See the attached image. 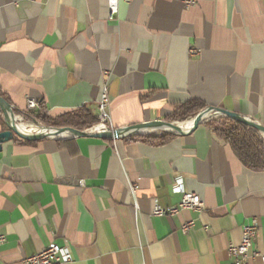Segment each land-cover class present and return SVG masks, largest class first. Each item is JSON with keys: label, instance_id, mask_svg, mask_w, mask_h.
Listing matches in <instances>:
<instances>
[{"label": "crops", "instance_id": "obj_1", "mask_svg": "<svg viewBox=\"0 0 264 264\" xmlns=\"http://www.w3.org/2000/svg\"><path fill=\"white\" fill-rule=\"evenodd\" d=\"M105 87L114 130L167 122L192 102L264 126V0H120L114 17L109 0H0V91L15 116L34 100L51 118L97 117ZM207 121L165 145L2 144L0 264L52 243L69 264H233L229 246L253 223L264 253V170L246 168ZM178 179L204 208L154 216L182 202Z\"/></svg>", "mask_w": 264, "mask_h": 264}, {"label": "trees", "instance_id": "obj_2", "mask_svg": "<svg viewBox=\"0 0 264 264\" xmlns=\"http://www.w3.org/2000/svg\"><path fill=\"white\" fill-rule=\"evenodd\" d=\"M0 97L10 104L8 98L1 91ZM206 108L204 104L198 102L188 103L177 109V111L167 119V122L187 121L190 118H194ZM15 114L17 115L16 112ZM21 115L53 129L70 128L87 131L98 124L97 117L84 111H76L60 117L51 118L43 106L35 111L21 113ZM206 123L220 139L224 140L231 147L235 156L246 168L252 171L264 170V139L257 130L228 117L212 118ZM0 126L5 130L8 129L1 109ZM174 137H176L175 134L159 132L148 135H132L129 139L133 142L141 141L151 145H165ZM13 141L23 142L20 139H13Z\"/></svg>", "mask_w": 264, "mask_h": 264}, {"label": "built area", "instance_id": "obj_3", "mask_svg": "<svg viewBox=\"0 0 264 264\" xmlns=\"http://www.w3.org/2000/svg\"><path fill=\"white\" fill-rule=\"evenodd\" d=\"M185 7H193L198 3V0H179ZM120 0H109V7L111 16L114 17L118 13ZM38 105L36 101L29 100L27 103V111H35ZM110 99L107 92V87L103 90L100 102L97 109L98 124L88 131H94V133L106 132L109 129L114 130L111 127V116L109 112ZM192 128V127H191ZM190 128V129H191ZM189 129V131H190ZM155 132V131H154ZM137 133L146 135L138 131ZM150 134V133H149ZM131 136L129 134L123 135V137ZM175 190L177 192H183L182 202L178 207L174 208H161L156 207L154 216L156 217H173L185 210L200 211L204 208L202 199L193 193H186L182 190L181 180L178 179ZM194 222L187 223L183 226V231L188 232L193 228ZM257 236V225L256 223L245 225L242 227V237L240 244H231L229 246V253L233 258V264H248L250 259H260L264 264V253L255 251L254 241ZM5 242V238L0 236V244ZM72 261L71 253L55 244L52 243L45 249H43L37 255L28 257L23 260V264H69Z\"/></svg>", "mask_w": 264, "mask_h": 264}, {"label": "water", "instance_id": "obj_4", "mask_svg": "<svg viewBox=\"0 0 264 264\" xmlns=\"http://www.w3.org/2000/svg\"><path fill=\"white\" fill-rule=\"evenodd\" d=\"M5 107H7L12 116L15 118V113L13 112V109L11 107L10 104H8L4 99H2L0 97V109L2 110L4 116H5V120L8 126V131L2 132L0 133V150L2 147V144L12 141L14 139V137H17L23 141H27V142H35V141H39V140H43V139H60L57 137H53L54 135H59L61 133H63L64 131H71L76 133V137H83V138H98V139H119L121 137H123V134H129V135H143L140 133H137L136 131H133L135 129L138 130H143L145 128H153L155 129V131L158 130H163L165 132L168 133H172L175 135H184L186 133L192 132L193 130L197 129L202 123H204L205 121L209 120L210 118H215V117H228L230 119H233L235 121L244 123L250 127H252L253 129L257 130L263 137H264V126L252 122L248 119H246L245 117H242L241 115L237 114V113H233V112H229L226 111L224 109H217V108H206L205 110L201 111L196 117H194L192 119L193 121V125L192 128L190 129V131H183L182 129H180L179 124L172 122V123H167V122H154V123H148V124H144V125H137V126H131L128 127L126 129H121V130H111L109 129L106 132H102V133H91V131H81L78 129H70V128H63V129H45L47 131V134L42 136V137H31V136H26L21 134L14 125L10 124L7 120V116H6V111H5ZM210 113L212 114L211 117H204L206 113ZM163 126H173L175 127V131H170V130H166L164 128H162Z\"/></svg>", "mask_w": 264, "mask_h": 264}, {"label": "bare ground", "instance_id": "obj_5", "mask_svg": "<svg viewBox=\"0 0 264 264\" xmlns=\"http://www.w3.org/2000/svg\"><path fill=\"white\" fill-rule=\"evenodd\" d=\"M5 111H6V116H7V120L10 124L14 125L15 128L23 135L26 136H33V137H42L44 135L47 134V131L45 129H38L37 127L34 126H28L25 124L20 123L21 119L20 117L16 116L15 118L12 116L10 110L5 107ZM212 114H210L209 112L205 114L204 117H211ZM193 125V121H187L184 123L179 124L180 129H182L183 131H189V129L192 127ZM162 128L166 129V130H170V131H175V127L170 126H163ZM133 131H141V133H145L146 135H148L149 133L152 134V132L155 131V129L153 128H145L143 130H138L135 129ZM92 133H94V131H92ZM125 135V134H123ZM76 137V133L71 132V131H64L63 133L59 134V135H54L53 137H57V138H63V137Z\"/></svg>", "mask_w": 264, "mask_h": 264}, {"label": "rangeland", "instance_id": "obj_6", "mask_svg": "<svg viewBox=\"0 0 264 264\" xmlns=\"http://www.w3.org/2000/svg\"><path fill=\"white\" fill-rule=\"evenodd\" d=\"M18 117H20V116H18ZM20 119H21L20 123L25 124V125L28 124V126L31 125V126L37 127L38 129H53V128H49V127H46L44 125H41L38 122H34V121H32L28 118L22 117V116L20 117Z\"/></svg>", "mask_w": 264, "mask_h": 264}]
</instances>
